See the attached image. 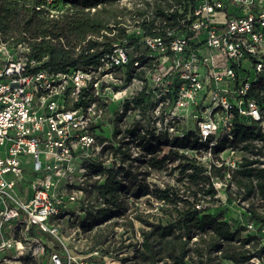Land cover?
Masks as SVG:
<instances>
[{
    "label": "built area",
    "instance_id": "2783aa9c",
    "mask_svg": "<svg viewBox=\"0 0 264 264\" xmlns=\"http://www.w3.org/2000/svg\"><path fill=\"white\" fill-rule=\"evenodd\" d=\"M165 13L175 26L137 27L132 42L68 72H31L29 48L13 53L0 38V264H137L153 215L177 214L152 191L142 146L177 149L211 175L242 161L237 115L264 134V105L249 96L264 84V0H182ZM253 143L264 159V137ZM210 184L193 210L216 213L237 195L230 171ZM177 233L186 264L221 260L196 251L212 230Z\"/></svg>",
    "mask_w": 264,
    "mask_h": 264
},
{
    "label": "trees",
    "instance_id": "16d2710c",
    "mask_svg": "<svg viewBox=\"0 0 264 264\" xmlns=\"http://www.w3.org/2000/svg\"><path fill=\"white\" fill-rule=\"evenodd\" d=\"M122 1L0 0V38L12 50L17 49L18 44L29 48L24 55L37 62L30 68L31 72L40 69L68 72L95 64L99 57L111 53L117 42H132L133 32L129 30L132 26L151 34L159 33L167 25L175 26L177 22L167 18L165 9L182 0H128L130 4ZM60 4L64 7L59 8ZM165 19H168L167 24H164ZM249 96L264 105V84L255 83ZM263 137L258 124H243V117L237 115L232 143L246 153L237 168L213 166L211 169V175L220 177L231 172L238 192L229 201L244 203L246 222L225 220L226 213L219 210L216 213L193 210V202L199 199L198 192L212 196L215 193L211 184L207 187L211 175L194 158L177 149L159 157L158 146H142L146 150L144 155H149L147 162L152 168L177 161L170 169L178 170V181H183L185 187L166 184L152 189L159 199L167 198L169 207L177 214L167 215L169 220L159 218L149 223L151 229L146 232L144 247L138 252L136 263L157 264L168 258L170 264H186L185 256L190 247L177 230L185 229L190 236L193 229H210L212 233L200 237L203 246L196 251L200 254L205 249L210 253L221 250V260L208 256L199 264H246L254 257L264 264V159L261 158L262 148L253 143ZM177 142L186 144L187 140ZM223 147L217 146L216 150ZM138 168L136 166L137 173ZM247 222L254 224V231L247 230Z\"/></svg>",
    "mask_w": 264,
    "mask_h": 264
},
{
    "label": "rangeland",
    "instance_id": "374dc122",
    "mask_svg": "<svg viewBox=\"0 0 264 264\" xmlns=\"http://www.w3.org/2000/svg\"><path fill=\"white\" fill-rule=\"evenodd\" d=\"M122 2H127L130 4V2L128 0H123ZM61 7H64V5H59ZM137 28H135V26H132L129 30L132 32H135ZM18 50L14 49L13 53H17ZM107 134H109L108 131H106ZM166 152H164L165 154H167V149H165ZM246 152H239L237 155L241 156L242 154H245ZM172 161V160H171ZM167 162L166 166L161 167V168H152L150 169V177L152 179L153 182V188H155L156 186H163L166 184H170V185H178L181 188L185 187V183L183 181H178V177H179V173L178 170H171L170 166L173 164H177V161H172V162ZM140 169V168H138ZM186 180V179H185ZM156 201L155 196H154V202ZM156 206V205H154ZM243 207H244V203H240L239 200H234V201H229L228 199V203L227 205H221V206H217L216 209L225 212V210H227V217L232 220V221H236V222H246L245 220V216L243 214ZM157 215L154 214L153 218H157ZM159 216V215H158ZM164 220L168 219L169 217L166 214H163ZM169 220V219H168ZM248 264H252V263H248Z\"/></svg>",
    "mask_w": 264,
    "mask_h": 264
}]
</instances>
